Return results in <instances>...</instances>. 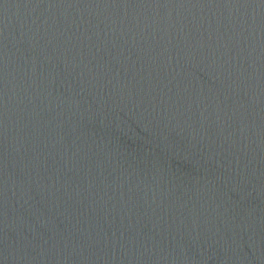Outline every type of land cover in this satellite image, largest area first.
<instances>
[{"label":"water","instance_id":"water-1","mask_svg":"<svg viewBox=\"0 0 264 264\" xmlns=\"http://www.w3.org/2000/svg\"><path fill=\"white\" fill-rule=\"evenodd\" d=\"M0 264H264V0H0Z\"/></svg>","mask_w":264,"mask_h":264}]
</instances>
